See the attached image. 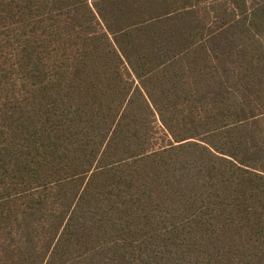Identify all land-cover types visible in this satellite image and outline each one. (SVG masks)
<instances>
[{"label":"trees","instance_id":"16d2710c","mask_svg":"<svg viewBox=\"0 0 264 264\" xmlns=\"http://www.w3.org/2000/svg\"><path fill=\"white\" fill-rule=\"evenodd\" d=\"M0 264H264V0H0Z\"/></svg>","mask_w":264,"mask_h":264}]
</instances>
